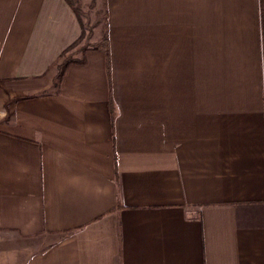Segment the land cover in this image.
<instances>
[{
  "label": "crops",
  "instance_id": "0c3cea01",
  "mask_svg": "<svg viewBox=\"0 0 264 264\" xmlns=\"http://www.w3.org/2000/svg\"><path fill=\"white\" fill-rule=\"evenodd\" d=\"M106 1L59 77L66 0H0V264H264V0Z\"/></svg>",
  "mask_w": 264,
  "mask_h": 264
},
{
  "label": "rangeland",
  "instance_id": "374dc122",
  "mask_svg": "<svg viewBox=\"0 0 264 264\" xmlns=\"http://www.w3.org/2000/svg\"><path fill=\"white\" fill-rule=\"evenodd\" d=\"M81 8L86 15H82V24L79 23V35L71 43L63 48L57 62L64 57H71L75 54L79 55V51L82 47L88 48L89 45L95 44L100 39V33L103 30L102 23H95V7L91 4V0H78ZM77 40L76 43H74ZM89 44V45H88ZM78 51V52H77ZM36 239L42 240V237H37Z\"/></svg>",
  "mask_w": 264,
  "mask_h": 264
},
{
  "label": "trees",
  "instance_id": "16d2710c",
  "mask_svg": "<svg viewBox=\"0 0 264 264\" xmlns=\"http://www.w3.org/2000/svg\"><path fill=\"white\" fill-rule=\"evenodd\" d=\"M66 2L69 4V6L72 8L73 12L78 18L79 23L82 24V15H88L87 12H84L83 9L81 8L79 1L78 0H66ZM91 4L96 8L95 9V23H102L103 25V30L100 33V39L95 43L92 44L89 47L93 48H98V49H103L106 53V56L108 58L109 56V42H108V21H107V15H108V9H107V1L106 0H91ZM77 40L74 42L76 43ZM86 47H82L81 49H85ZM78 60L77 58L74 57H66L62 60L60 64V69H59V77L60 75H63L65 67L71 63V62H79L82 61Z\"/></svg>",
  "mask_w": 264,
  "mask_h": 264
}]
</instances>
